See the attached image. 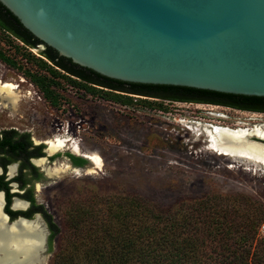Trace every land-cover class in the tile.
Wrapping results in <instances>:
<instances>
[{
  "label": "rangeland",
  "instance_id": "rangeland-1",
  "mask_svg": "<svg viewBox=\"0 0 264 264\" xmlns=\"http://www.w3.org/2000/svg\"><path fill=\"white\" fill-rule=\"evenodd\" d=\"M0 51L15 62L12 65L0 58V80L22 83L25 89L21 93L26 94L14 115L0 105V128H26L31 137L40 140L55 134L54 126L63 121V127L59 124L63 131L69 129L73 135L70 131L76 127L86 149L105 159L102 168L88 161V167L78 169L80 172L54 177L38 166L42 177L32 182L35 200L46 206L61 228L53 242L48 241L47 264H53L56 254L71 244L75 230L68 220L77 210L93 209L103 220L122 203L130 208L136 198L146 211L158 214L210 197L235 208L246 203L252 208L262 205L264 210V165L206 150L207 136L192 128L195 122L206 120L233 127L239 121L264 122V113L173 101L165 102L168 109L153 104L144 107L137 101L144 99L136 96H126L133 103L125 106L119 102L125 96L81 85L83 82L56 66L38 48L1 27ZM35 77L51 81L57 107L48 102ZM82 107L86 113L81 114ZM79 115L86 118L80 121ZM67 151L59 152L51 165L67 161ZM259 232L264 237V220Z\"/></svg>",
  "mask_w": 264,
  "mask_h": 264
},
{
  "label": "water",
  "instance_id": "water-1",
  "mask_svg": "<svg viewBox=\"0 0 264 264\" xmlns=\"http://www.w3.org/2000/svg\"><path fill=\"white\" fill-rule=\"evenodd\" d=\"M0 1L40 51L50 46L103 76L264 96V0ZM2 213L8 225L39 217L48 256L40 213L13 223Z\"/></svg>",
  "mask_w": 264,
  "mask_h": 264
},
{
  "label": "trees",
  "instance_id": "trees-1",
  "mask_svg": "<svg viewBox=\"0 0 264 264\" xmlns=\"http://www.w3.org/2000/svg\"><path fill=\"white\" fill-rule=\"evenodd\" d=\"M0 27L30 47L37 48L41 43L1 1ZM40 52L62 69L78 67L106 80L128 83L82 67L70 58L59 55L50 46ZM0 58L15 64L1 51ZM35 82L46 97L56 102L55 92L50 89L51 81L35 77ZM131 84L264 100V96L188 86ZM31 198L35 203L34 195ZM131 204L130 208L125 203L118 205L103 220L98 219L93 209L72 213L68 224L74 228V236L69 240L71 244L56 254L53 264H264V237L259 232L264 220L262 205L252 208L246 203H239L235 208L228 202L210 197L153 214L152 211H146L148 208L145 209L137 198ZM38 207L49 223V239L53 242L61 228L45 205L40 204ZM85 242L88 243L82 249Z\"/></svg>",
  "mask_w": 264,
  "mask_h": 264
},
{
  "label": "flooded vegetation",
  "instance_id": "flooded-vegetation-1",
  "mask_svg": "<svg viewBox=\"0 0 264 264\" xmlns=\"http://www.w3.org/2000/svg\"><path fill=\"white\" fill-rule=\"evenodd\" d=\"M63 70L71 77L76 78L80 82L96 87L99 90H106L125 96L124 98H126V101H119L125 106L133 103L126 96H136L144 99L137 100L144 107L147 106V104H153L163 107L164 109H168L165 102L173 101L193 103L196 107L217 105L222 108H230L244 112L264 113V100L242 99L232 96L216 95L208 92L176 90L115 82L106 80L88 70L78 67ZM20 81L22 82L24 79H21ZM17 87L19 88L17 92L20 97L17 106L4 105L0 101V105L9 109V115H14L16 110H19V107L24 103L26 94H22L21 91L25 88L22 83H18ZM42 92L45 93L43 90ZM48 102L52 106L57 107L58 105L57 102L52 100H48ZM80 112L83 114L86 113L87 110L85 107H82ZM78 117L80 121L86 118H83L82 115H79ZM60 123L62 127L64 125L63 121L56 123L58 126H54V130L56 132H54L55 134L46 139L40 140L31 137V134L29 133L30 131L28 132L26 128L21 129L16 125H9L0 128V194H2L0 196V203L2 204L0 209L2 208L9 215V223H13V221L19 218V216L33 218L36 214L40 213L49 227L47 219L45 218L42 210L38 207L41 203H34L31 198L32 195H34L32 182L42 177V173L39 172L38 168L40 165H38L36 160L45 159L43 157L47 156L50 161H46V159L45 161L51 165V163H53L52 160H55L60 156L61 153L59 152L68 150L65 157L68 158V161H70L69 163L72 164L71 166L73 168L80 170L86 169L88 167V161H90L95 168H99L94 159L91 158V155H98L102 157V167L105 164V159L102 155L86 149L83 138L76 135V127L72 128L70 131L73 135H69L70 133L68 127V130L65 132L62 130L63 128L59 126ZM72 123L74 126V122ZM23 125L25 126V124ZM56 136H62L65 139V147L63 149L50 152L47 140L56 138ZM33 139H35V143L33 142ZM75 145L78 146V149H76ZM33 166H36L38 169L35 170ZM16 199L25 202V205L16 206Z\"/></svg>",
  "mask_w": 264,
  "mask_h": 264
},
{
  "label": "bare ground",
  "instance_id": "bare-ground-1",
  "mask_svg": "<svg viewBox=\"0 0 264 264\" xmlns=\"http://www.w3.org/2000/svg\"><path fill=\"white\" fill-rule=\"evenodd\" d=\"M17 84L12 81L0 80V101L4 105L17 106L19 102ZM216 115V113H215ZM218 115V114H217ZM219 119V118H218ZM193 131L207 136L208 146L206 150L255 164L264 165V122L254 124L239 121L235 127L223 125L219 122L206 120L195 122ZM49 151L54 152L65 147V139L62 136L48 139ZM78 149V146H76ZM96 165L101 168L102 157L91 155ZM38 165L48 176L54 177L67 171H78L69 162L57 161L49 165L45 159L36 160ZM13 171V170H12ZM40 186V185H39ZM2 194H0L1 196ZM16 206H23L25 202L16 199ZM0 206L2 204L0 203ZM46 229L43 221L36 217L32 220H19L8 225L6 216L0 209V264H47L48 256H45Z\"/></svg>",
  "mask_w": 264,
  "mask_h": 264
}]
</instances>
